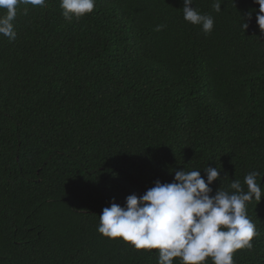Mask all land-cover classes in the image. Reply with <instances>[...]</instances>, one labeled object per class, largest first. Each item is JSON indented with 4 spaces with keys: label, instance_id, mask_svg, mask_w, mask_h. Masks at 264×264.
<instances>
[{
    "label": "trees",
    "instance_id": "1",
    "mask_svg": "<svg viewBox=\"0 0 264 264\" xmlns=\"http://www.w3.org/2000/svg\"><path fill=\"white\" fill-rule=\"evenodd\" d=\"M215 2L192 5L210 34L184 0H96L71 22L60 0L17 6L15 40L0 35V264H158V250L99 233V216L178 170L207 182V166L222 170L213 196L260 173L262 199L246 203L259 236L233 255L264 264L260 6Z\"/></svg>",
    "mask_w": 264,
    "mask_h": 264
},
{
    "label": "clouds",
    "instance_id": "2",
    "mask_svg": "<svg viewBox=\"0 0 264 264\" xmlns=\"http://www.w3.org/2000/svg\"><path fill=\"white\" fill-rule=\"evenodd\" d=\"M194 0H184L183 15L187 22L202 27L205 34L214 29V18L201 14L192 7ZM259 13L257 23L264 31V0H255ZM46 6V0H0V35L15 40L14 23L17 6ZM96 0H60L62 15L71 22L94 11ZM213 8L221 11V3ZM25 8L24 12L27 13ZM251 18V13H249ZM248 23H243L246 30ZM164 25L155 29L161 31ZM201 170L175 171L174 181L162 183L159 180L143 195L132 194L121 206L115 202L105 207L100 217L98 232L103 236L121 238L130 242L137 250H158V264H173L180 258V264H234V253L241 249H252L253 239L259 236L256 224L247 215L246 203L262 199V189L257 182L259 172H250L244 178L247 191L239 180H233L230 188L210 195V185L220 178L219 167L207 166Z\"/></svg>",
    "mask_w": 264,
    "mask_h": 264
}]
</instances>
